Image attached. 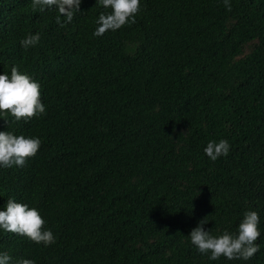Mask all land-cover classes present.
<instances>
[{"label": "trees", "instance_id": "1", "mask_svg": "<svg viewBox=\"0 0 264 264\" xmlns=\"http://www.w3.org/2000/svg\"><path fill=\"white\" fill-rule=\"evenodd\" d=\"M229 2L140 0L135 23L94 37L110 12L96 0L64 27L55 6L0 0V75L16 66L45 106L27 122L0 114V132L41 141L23 167H0V211L36 208L56 238L0 229L11 264H264V0ZM220 139L229 153L212 161ZM246 211L259 216L252 259L191 244L201 219L235 233Z\"/></svg>", "mask_w": 264, "mask_h": 264}, {"label": "clouds", "instance_id": "2", "mask_svg": "<svg viewBox=\"0 0 264 264\" xmlns=\"http://www.w3.org/2000/svg\"><path fill=\"white\" fill-rule=\"evenodd\" d=\"M96 3L110 12L101 13L96 21L97 27L92 33L100 37L107 31H116L126 24L135 23L140 11V0H96ZM228 11L232 10L229 0H223ZM81 0H31L33 10L40 11L55 6L58 14L56 23L60 27L71 23L74 14L80 9ZM63 18V20H62ZM40 40V33L25 36L20 41L23 48L35 46ZM10 114L15 121H29L32 117L45 113L41 101L40 84L27 74H22L16 66L11 68L10 78L7 74L0 75V114ZM41 146L39 138L15 135L12 132H0V167L10 168L13 165L23 167L28 158L34 157ZM230 150L226 139L209 141L204 148L206 156L216 161L218 157L227 156ZM208 222L201 219L188 235L191 244L200 254L207 255L212 261L221 257L228 261L252 259L259 251L256 243L261 233L258 229L259 216L256 211H246L237 231L225 230L213 236L204 225ZM45 221L36 208L9 199L6 210L0 211V229L7 233L23 236L36 244L48 246L55 243L56 238L51 230L44 229ZM12 257L8 253H0V264H11ZM16 264H34L33 260L20 258Z\"/></svg>", "mask_w": 264, "mask_h": 264}]
</instances>
